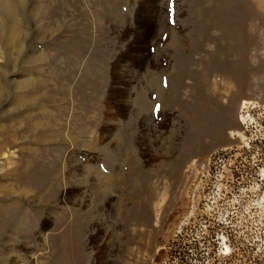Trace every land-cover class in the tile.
<instances>
[{"label": "rangeland", "instance_id": "obj_1", "mask_svg": "<svg viewBox=\"0 0 264 264\" xmlns=\"http://www.w3.org/2000/svg\"><path fill=\"white\" fill-rule=\"evenodd\" d=\"M0 264H264V0H0Z\"/></svg>", "mask_w": 264, "mask_h": 264}]
</instances>
